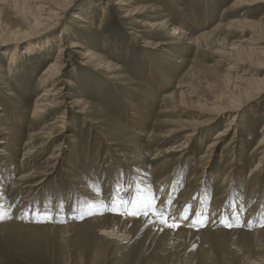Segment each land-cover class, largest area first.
<instances>
[{"label": "rangeland", "instance_id": "374dc122", "mask_svg": "<svg viewBox=\"0 0 264 264\" xmlns=\"http://www.w3.org/2000/svg\"><path fill=\"white\" fill-rule=\"evenodd\" d=\"M119 1L68 0L47 29L64 0H0V264H264V57L249 51L264 48V3L135 0V22ZM124 100L149 107L144 125ZM38 104L52 107L37 118ZM133 200L140 215L116 223Z\"/></svg>", "mask_w": 264, "mask_h": 264}, {"label": "bare ground", "instance_id": "6f19581e", "mask_svg": "<svg viewBox=\"0 0 264 264\" xmlns=\"http://www.w3.org/2000/svg\"><path fill=\"white\" fill-rule=\"evenodd\" d=\"M67 2H68V0H64V3L63 4H59V3H56V4H54V5H52V4H49V7L51 8V11L49 12V13H47V12H44V15H46L47 17H44V18H42L41 20L43 21L42 23H38V24H40V25H42V26H44V27H46L47 29H50V28H52L54 25H58L59 23H60V18H58V12H60V13H64L66 10H67ZM239 2V1H238ZM242 2V1H241ZM244 3H249L250 5H254V4H257V3H264V0H248V1H244ZM94 4V3H93ZM142 4V3H141ZM140 4V2H136L135 0H128V3L127 4H124V2H123V0H120L119 2H117L116 3V5L117 6H122V7H120V9H119V11L123 14L122 15V17H124V18H130V19H132V20H134L135 22H140V20L145 16L144 15V13H146L147 11H145L146 10V6L145 5H141ZM130 5H134V7H131ZM42 6V5H41ZM80 7V6H79ZM128 7H131V8H128ZM89 9L91 8L90 6L88 7ZM88 8H86V10L88 9ZM78 9V8H77ZM85 9V8H84ZM192 9V8H191ZM41 10L43 11V9L41 8ZM82 11V10H81ZM83 11H85V10H83ZM191 13V12H190ZM143 15V16H142ZM73 19H75L76 21H79V22H81V23H84V24H91V18H89V17H87V16H85L84 14H82V12H79V13H75L73 16ZM205 17L207 18V14L205 15ZM209 17V16H208ZM180 19H181V21L182 22H186V20H185V17L183 16V14L181 13V15H180ZM209 19V18H208ZM53 20H55L56 22H53ZM139 20V21H138ZM205 21V20H204ZM206 26V25H205ZM223 26H226V25H223ZM248 27H251L250 25H247ZM68 27V26H67ZM66 26H63L62 28H61V31H60V33L62 34V35H65V36H68L69 35V30H68V28H67ZM245 27H246V25H245ZM245 27H243V28H245ZM255 28L258 30V32L260 33V34H263L264 35V28L263 27H261V26H255ZM177 30H179V28L177 27V25H173V32H176ZM220 30V29H219ZM214 31H217L216 29L214 30ZM213 31V32H214ZM252 31V30H251ZM254 33V32H253ZM251 34V33H250ZM254 35H256V34H254ZM202 36V35H201ZM213 36V35H212ZM251 36H253V35H251ZM200 38V37H199ZM198 38V39H199ZM201 39H204V37H201ZM250 39V38H249ZM253 39V38H252ZM261 39L262 38H258V39H256L254 42L256 43V42H258V41H261ZM64 41V40H63ZM66 41V40H65ZM71 43H70V45H71V47H73V48H76V47H78V45L74 42V41H70ZM253 42V41H252ZM251 42V43H252ZM250 45V44H249ZM252 45H254V44H252ZM232 47H236V46H234V45H232ZM250 47V46H249ZM248 47V48H249ZM237 50V49H236ZM58 55H61V53L63 52V50H62V47H59L58 48ZM250 52H252L253 54H255V55H257V56H260V57H264V48H257V49H255V48H253V46L250 48V50H249ZM84 55L85 56H91L90 55V52H89V50H86V52L84 53ZM234 62V61H233ZM235 65V64H234ZM61 67V61L59 60H57V61H54V63H51L50 65H49V67H48V71L49 72H51V75H54L55 73H56V71L59 69ZM233 67V66H232ZM229 69H231V68H229ZM232 70V69H231ZM239 70V69H238ZM158 74H156V73H152L151 72V74L150 75H148L149 77V80L151 81V82H153L154 83V85H160V81H159V77L160 76H157ZM254 83H252L253 84V86L255 87V88H263L264 89V83H261V82H258V81H253ZM54 86V85H53ZM260 90H262V89H260ZM50 91H52V89L51 90H48V92L50 93ZM188 91V90H187ZM259 91V90H258ZM189 92V91H188ZM44 96H47V94H44ZM165 97H166V95H165ZM123 103L125 104V106H124V109L126 110L127 109V111H129L128 113H129V116H131V117H135V118H137V120H138V123L139 124H142V125H144L145 124V119H146V117H149V113H150V110H149V107H147L146 105H144V104H142V105H140V106H135L133 103H131V102H129V101H127V100H124L123 101ZM50 108V107H52V106H49L48 104H47V106L46 105H43V104H38V106L34 109L35 110V113L36 114H38V116H37V118H41L40 117V115L42 114V113H45V111L46 110H48V108ZM1 111V110H0ZM13 119L15 120V122H20V118L18 117V114L16 113V111H14L13 112ZM11 140H14L15 141V138H11ZM109 141V140H108ZM16 142V141H15ZM264 142V138L261 140V143H263ZM14 143V142H13ZM9 144V145H8ZM6 145H8V146H10V145H12V143H11V141L9 140L7 143H5V146ZM185 145H184V143H177L176 144V146H175V150H176V152L178 153V158H177V160H180V159H182V157L184 156V154H185V152H184V150H185V147H184ZM211 146H212V144H211ZM187 148V147H186ZM169 149H171V148H169ZM6 150V149H5ZM2 152H3V155L4 156H8V154H5V152L3 151V150H1ZM164 151V150H163ZM10 153V152H9ZM157 153V152H156ZM159 153V152H158ZM170 153H174V150L172 151V150H170V151H168V152H163V155H168V154H170ZM131 154H133V158H132V161H130L129 162V165L130 166H132V167H135V168H137V169H142L141 168V166L142 165H140V164H138V163H136V158L139 156V154H137V153H135V152H131ZM122 156L123 155H125V154H121ZM7 158V157H6ZM156 158H161L160 157V154H156L155 155V157L153 158V159H156ZM80 160V159H79ZM179 167H180V162L176 165V167H174V169L172 170L173 172H174V176H172V174L170 175V176H168L167 178L165 177V178H162L161 179V181L163 180H165L166 179V181L167 182H165V184H163V185H166L167 184V186H171L172 184H171V182H173V181H175V180H173L172 181V179H176V174H178V172L180 171V169H179ZM205 169V168H204ZM148 170V169H147ZM143 171V170H142ZM146 171V170H145ZM156 171V170H155ZM154 171V172H155ZM201 172H200V174H204L205 172H204V170L202 169V170H200ZM224 173H225V171H224ZM2 174V173H1ZM153 174V173H152ZM200 174H198V175H200ZM230 176V175H229ZM228 175L226 176V183H229V180H230V182H235L234 180H237V177L236 176H231V177H229ZM25 177H27V175H25V174H23L22 176H20V178L18 179V180H22L23 178H25ZM229 177V178H228ZM177 182V181H176ZM164 183V182H163ZM157 185V184H156ZM173 186V185H172ZM171 186V187H172ZM177 186V185H176ZM223 186V185H222ZM221 186V187H222ZM227 186V185H226ZM159 187V186H158ZM161 187V186H160ZM221 187H220V189H221ZM173 188V187H172ZM29 189H32V186H30L29 187ZM84 189V188H83ZM86 189V188H85ZM4 183H3V180H0V205L2 204V201L3 200H5V198L2 196V193H4ZM82 191H84V190H81V192ZM167 193H168V190H167ZM165 195V194H164ZM184 200H186V199H184ZM11 201V200H10ZM143 201H144V203L145 202H147V200H144L143 199ZM165 198H163L162 200H159L158 201V205H157V208H160V207H162L161 209H165ZM181 201H182V199H181ZM180 201V202H181ZM177 202V201H176ZM180 204V203H179ZM184 204V203H183ZM178 206V205H177ZM103 207V206H102ZM216 207V206H215ZM7 208V207H6ZM156 208V207H155ZM181 208V207H180ZM3 208H2V206H1V210H2ZM211 210H214V208L212 207V209ZM6 211H8V208L7 209H5V211L3 210V212L4 213H6ZM231 211V210H230ZM233 211V210H232ZM106 212V211H105ZM109 213V212H108ZM236 213V212H235ZM175 214H176V212H175ZM146 215H148L147 213H146ZM231 215V214H230ZM95 216V215H94ZM124 216H126L125 214H122L121 216H116V217H111V218H113V219H115V222L116 223H119V224H126V223H129V222H131V221H133V220H135V218H127V217H124ZM174 216V215H173ZM177 216V215H176ZM152 216L150 215V218H151ZM170 217V216H169ZM168 217V219L170 220L171 219V217L169 218ZM106 218H108V216L106 215V214H102V216H95V217H93V218H91V219H89V221H91V222H99V221H101V220H104V219H106ZM5 219V218H4ZM12 221H13V219H12ZM172 222V221H171ZM173 222H174V220H173ZM176 222V221H175ZM12 225V222H8V221H4V222H1L0 223V227H2V228H7V227H9V226H11ZM102 228V227H101ZM102 230V229H101ZM111 232V231H110ZM107 234V233H106ZM108 234H109V232H108ZM113 235V234H112Z\"/></svg>", "mask_w": 264, "mask_h": 264}, {"label": "snow or ice", "instance_id": "6c2138e0", "mask_svg": "<svg viewBox=\"0 0 264 264\" xmlns=\"http://www.w3.org/2000/svg\"><path fill=\"white\" fill-rule=\"evenodd\" d=\"M92 195H93V197L95 198L96 194L93 193ZM131 205H132V206H131L130 209L126 208L125 213H120V214H127V215H129V216H133V217L140 215V213H141V211H142L143 209H141L140 207H138V202L135 201V200H133V201H131ZM102 206H106V205H102ZM151 206H152V205H151V201H147V202L144 203L143 208H144V209H147V208H150ZM89 207H91V206H89ZM115 207H116V205L113 204V208H115ZM88 214L91 215V214H94V213L89 212ZM153 215L156 216V218H157V222H159V223H163V224H165L167 227H170V228H173V229H175L176 227H178V224H176L175 222H171V223L168 222V218H167V215H166V214H160V215H157V214L154 212ZM185 218H186V217H185ZM0 219H2V216H0ZM196 222H199V221H196ZM229 226H230V225H229ZM260 226H261V227H264V223H262Z\"/></svg>", "mask_w": 264, "mask_h": 264}]
</instances>
